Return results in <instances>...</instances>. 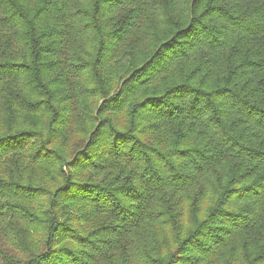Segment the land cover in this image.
I'll use <instances>...</instances> for the list:
<instances>
[{
    "label": "trees",
    "instance_id": "16d2710c",
    "mask_svg": "<svg viewBox=\"0 0 264 264\" xmlns=\"http://www.w3.org/2000/svg\"><path fill=\"white\" fill-rule=\"evenodd\" d=\"M0 264H264V0H0Z\"/></svg>",
    "mask_w": 264,
    "mask_h": 264
}]
</instances>
